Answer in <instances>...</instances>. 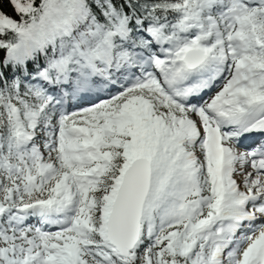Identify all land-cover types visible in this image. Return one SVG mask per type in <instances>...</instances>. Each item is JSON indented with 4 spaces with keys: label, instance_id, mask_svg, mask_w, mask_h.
<instances>
[{
    "label": "snow or ice",
    "instance_id": "6c2138e0",
    "mask_svg": "<svg viewBox=\"0 0 264 264\" xmlns=\"http://www.w3.org/2000/svg\"><path fill=\"white\" fill-rule=\"evenodd\" d=\"M0 264H264V0H0Z\"/></svg>",
    "mask_w": 264,
    "mask_h": 264
},
{
    "label": "trees",
    "instance_id": "16d2710c",
    "mask_svg": "<svg viewBox=\"0 0 264 264\" xmlns=\"http://www.w3.org/2000/svg\"><path fill=\"white\" fill-rule=\"evenodd\" d=\"M6 10L10 12V9H6Z\"/></svg>",
    "mask_w": 264,
    "mask_h": 264
}]
</instances>
